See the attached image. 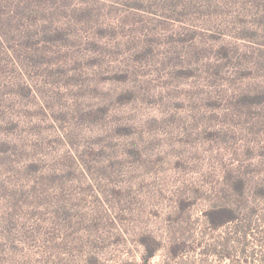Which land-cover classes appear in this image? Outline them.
Masks as SVG:
<instances>
[{
  "label": "rangeland",
  "instance_id": "374dc122",
  "mask_svg": "<svg viewBox=\"0 0 264 264\" xmlns=\"http://www.w3.org/2000/svg\"><path fill=\"white\" fill-rule=\"evenodd\" d=\"M67 1L0 0V264H264V0Z\"/></svg>",
  "mask_w": 264,
  "mask_h": 264
},
{
  "label": "trees",
  "instance_id": "16d2710c",
  "mask_svg": "<svg viewBox=\"0 0 264 264\" xmlns=\"http://www.w3.org/2000/svg\"><path fill=\"white\" fill-rule=\"evenodd\" d=\"M67 0H37V22L38 21H42L44 20V16H45V10L47 8V6L50 8V10H52V7L50 6V4H58V5H64V3H67ZM82 3V5H81ZM83 1L80 2L79 6L80 7H75V9L79 10L80 12H83L84 10H87L86 7H82L83 6ZM58 8L60 6H57ZM86 14L87 12L84 11ZM51 14H53L54 12H50ZM83 16V15H82ZM86 16V15H84ZM73 35V32H70ZM69 33V30L63 27L62 24H60L59 26H56L53 28L52 31H50V27H44L41 35H39V37H37V41L38 42H43V41H55L57 42L59 45H65L66 42L69 40V38L71 37ZM93 45L99 46V44L97 42H93ZM238 49L236 47L231 46L230 44H221L220 47L218 48V53L220 54V57L222 59H225L224 62H226L228 59H230L232 56L236 55V53H238ZM250 66V65H249ZM252 68L248 67L246 68L245 74H252L251 73ZM109 72H111L109 75H106L105 78L106 79H113L116 81H126L128 78V70H115L112 69ZM134 94L133 91L130 89H127L126 91L120 93L118 95V100L122 103H126L131 101V99L133 98ZM262 97H264V92H260V93H246L245 95L242 96L243 101L246 104H256L258 102H260V100L262 99ZM98 112V111H97ZM99 113H95V115L98 116ZM8 146L7 143H4L3 141H0V148H6ZM233 182V189L235 192L242 193L243 189H244V185L242 183V181L238 178V179H232ZM204 216L207 220V222L209 223V226L212 229H216L217 227L223 226L229 222H233L236 221L237 219V210L234 209L233 207H228V206H215V207H211L207 210L204 211ZM142 244L146 247V257L149 258L151 257L154 252L155 249L158 246V243H155L153 241H150L149 238H145L142 241Z\"/></svg>",
  "mask_w": 264,
  "mask_h": 264
}]
</instances>
